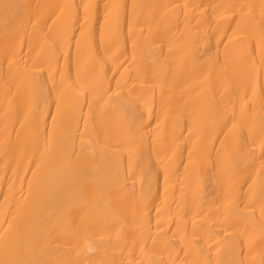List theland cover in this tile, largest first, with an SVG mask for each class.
Here are the masks:
<instances>
[{"label":"bare ground","instance_id":"obj_1","mask_svg":"<svg viewBox=\"0 0 264 264\" xmlns=\"http://www.w3.org/2000/svg\"><path fill=\"white\" fill-rule=\"evenodd\" d=\"M0 264H264V0H0Z\"/></svg>","mask_w":264,"mask_h":264}]
</instances>
